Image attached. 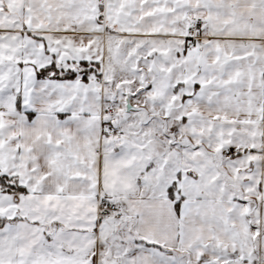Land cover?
Listing matches in <instances>:
<instances>
[{
  "label": "snow or ice",
  "instance_id": "1",
  "mask_svg": "<svg viewBox=\"0 0 264 264\" xmlns=\"http://www.w3.org/2000/svg\"><path fill=\"white\" fill-rule=\"evenodd\" d=\"M0 264H264V0H0Z\"/></svg>",
  "mask_w": 264,
  "mask_h": 264
}]
</instances>
